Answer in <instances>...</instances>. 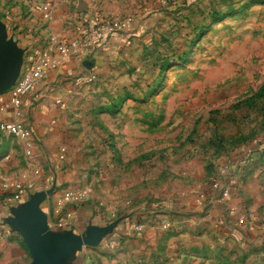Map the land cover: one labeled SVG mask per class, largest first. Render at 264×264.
I'll use <instances>...</instances> for the list:
<instances>
[{
	"label": "rangeland",
	"instance_id": "1",
	"mask_svg": "<svg viewBox=\"0 0 264 264\" xmlns=\"http://www.w3.org/2000/svg\"><path fill=\"white\" fill-rule=\"evenodd\" d=\"M91 2L131 19L127 43L77 83L53 149L31 132V156L56 170L52 221L71 212L82 234L120 220L74 263L264 264V0ZM0 136V153L17 141ZM225 163L238 184L221 199ZM210 194L228 205L214 218L196 202Z\"/></svg>",
	"mask_w": 264,
	"mask_h": 264
},
{
	"label": "crops",
	"instance_id": "2",
	"mask_svg": "<svg viewBox=\"0 0 264 264\" xmlns=\"http://www.w3.org/2000/svg\"><path fill=\"white\" fill-rule=\"evenodd\" d=\"M31 1L33 0H0V19L6 25L8 36L24 49L21 71L31 66L39 50L46 46L47 36L51 33L58 35L63 42L78 38L81 43L80 54L76 57L70 54L61 55L59 48H53L52 55L58 58V67L24 98L19 117L13 113L8 91L0 93V121H22L31 130L35 144L40 142V150L46 152L54 147L55 125H59L57 116L65 111L67 101H70L72 95L78 93L77 83L98 72V69L109 63L108 61L120 58L118 52L127 43L124 34L126 32L121 31L128 27H125L116 10L103 8L91 0H63L58 5L55 0H36L35 4ZM46 11L50 13V19L43 18ZM95 27L105 30V35L86 45L85 41L91 36V29ZM56 99L60 100L62 105L55 103ZM10 138L5 137L6 143L15 139L16 143L4 144L0 153V264H25L30 260L27 249L20 236L3 222V218L9 216L10 208L19 203L16 204L12 200L10 191L2 189L1 183L18 178L30 185V194L33 190L46 189L48 174L56 170L51 164L47 171L41 168L38 165L41 156L26 155L24 142ZM36 148L37 145L35 150ZM32 150L34 151V148L31 152ZM6 155L9 157L4 159ZM38 167L41 171L34 173ZM204 203L197 205L211 218L223 214L224 205L226 209L228 206L211 194ZM41 208L46 212L48 222H51L50 217L54 219L59 211L57 203H52L49 209H46L42 202ZM72 221L76 224V220L72 218L70 229ZM226 225L231 229L236 224L229 221ZM122 228L125 230L126 227L123 225ZM220 230L223 229L220 227ZM228 233L226 232V235ZM74 261L75 259L72 264H75Z\"/></svg>",
	"mask_w": 264,
	"mask_h": 264
},
{
	"label": "water",
	"instance_id": "3",
	"mask_svg": "<svg viewBox=\"0 0 264 264\" xmlns=\"http://www.w3.org/2000/svg\"><path fill=\"white\" fill-rule=\"evenodd\" d=\"M23 53L24 49L8 36L6 25L0 19V93L13 86L19 77ZM54 190L55 180L50 188L31 192L3 218L9 229L20 236L29 253L30 260L25 264H72L77 251L85 246H97L120 221L89 224L82 234L72 229L51 230L41 204Z\"/></svg>",
	"mask_w": 264,
	"mask_h": 264
},
{
	"label": "built area",
	"instance_id": "4",
	"mask_svg": "<svg viewBox=\"0 0 264 264\" xmlns=\"http://www.w3.org/2000/svg\"><path fill=\"white\" fill-rule=\"evenodd\" d=\"M43 18L50 19V13L48 11L43 13ZM131 19L128 18V21ZM126 22L125 27L129 26V22ZM105 31V30H104ZM95 27L91 29V36L86 39L85 44L89 45L91 41L99 39L105 35V32ZM59 48L61 55L70 54L72 56H79L81 50V43L78 38H73L66 42L60 40L58 35L51 33L47 36L46 46L39 50L36 59L31 66L20 72L16 82L7 91L9 95V102L13 107V113L17 117L20 115V107L24 98L30 94L39 84L48 76L51 71L57 69L59 61L58 58L52 55L53 48ZM55 103L62 105L60 100H55ZM0 134L4 137H14L21 139L25 145V154L31 155V130L25 126L20 120L12 121H0ZM9 156H4L7 159ZM229 169L228 164L221 166V175L211 182L210 190L216 192L221 199H226L230 196L232 190L237 186V177L227 174ZM232 171V167L230 169ZM39 170H35L34 173H38ZM2 189L11 192L12 200L17 204L21 203L28 198L30 185L24 181L16 178L11 181H3L1 183ZM75 200V197H73ZM198 204H202V198H196ZM72 219V213L66 212L63 216L55 221H49V228L52 230H65L70 229ZM239 224L244 223L243 217L237 219ZM218 224L222 225L224 220L219 218ZM87 264H95L94 261L88 260Z\"/></svg>",
	"mask_w": 264,
	"mask_h": 264
}]
</instances>
